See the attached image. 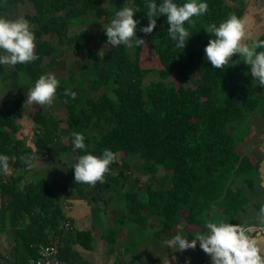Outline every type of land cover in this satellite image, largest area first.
Here are the masks:
<instances>
[{
	"label": "trees",
	"instance_id": "1",
	"mask_svg": "<svg viewBox=\"0 0 264 264\" xmlns=\"http://www.w3.org/2000/svg\"><path fill=\"white\" fill-rule=\"evenodd\" d=\"M132 2L140 9L134 15L139 21L136 36L151 49L154 67L142 63L145 46L128 49L107 43L103 25L114 18L118 6H106L101 0H0V16L15 5L31 8L22 17L32 26L38 57L28 64L0 66V86L8 83L13 89L10 103L0 97V155L9 157L11 168L9 174L0 173V235L10 242L6 262L0 264H36L40 247L47 244L56 246L65 264H91L74 245L89 250L92 235L74 226L54 186L41 175L23 180L35 161L55 153L58 138L66 154H71L64 161L66 177L74 178L72 167L81 155L99 156L105 148L117 154L104 183H77L95 188L96 197L126 177L120 154L128 163L135 156L141 175L162 173L161 185L147 183L144 196L138 187L124 192V212L106 230L113 244L121 224L130 232L134 226L143 233L155 222L161 233H168L183 213L187 221L200 222L208 219L213 205L228 215L244 207L240 192L229 197L225 192L230 180L251 165L236 146L245 134V117L259 104L264 109V99L259 84L237 68V54L221 70L213 68L204 53L213 38L204 29L213 23L218 26L229 14L239 17L238 13L227 0H202L208 11L193 17L194 23H185L191 36L182 49L168 35L166 16L155 18L151 34L142 33L140 28L148 23L147 0ZM155 2L159 5L161 0ZM174 2L182 5L187 0ZM94 20L103 22L97 31L100 51L91 46ZM67 51L78 60L77 67L65 58ZM57 65L66 70L65 76L57 77L55 97L65 115L56 117L50 109L35 106L30 112V146L16 136L29 105L26 95L40 75ZM65 89L75 92V98L65 96ZM73 131L83 133L86 149L73 150ZM29 156L34 157L30 164L24 159Z\"/></svg>",
	"mask_w": 264,
	"mask_h": 264
},
{
	"label": "clouds",
	"instance_id": "2",
	"mask_svg": "<svg viewBox=\"0 0 264 264\" xmlns=\"http://www.w3.org/2000/svg\"><path fill=\"white\" fill-rule=\"evenodd\" d=\"M146 7L148 23L146 27H141L140 31L145 35L151 34L156 27L155 18L166 16L168 35L176 42L175 46L182 49L191 36L185 23H194L193 17L203 16L208 11V4L202 0H187L182 5H178L174 0H161L159 5L155 0H147ZM139 11L132 0H127V5L121 7L106 26L103 25L108 44L114 47L124 45L128 49L146 46L145 40L136 36L139 21L134 19V15ZM204 30L213 37L204 48L205 57L213 68L223 70L229 67L231 58L238 54L250 67L254 80L264 87V50L258 51L264 49V40H251L243 18L232 13L218 26L213 23ZM249 40L251 42H246ZM36 59L38 57L35 52V35L30 22L24 17L9 19L0 16V65L28 64ZM59 84L54 74L40 75L28 89L27 103L41 107L51 106ZM64 95L74 99L76 94L70 89H65ZM71 136L74 151L86 149L83 133L73 131ZM116 158L117 154L108 148L99 156L90 153L79 156L72 167L75 182L91 186L104 183L105 175ZM24 159L25 163L30 164L34 157ZM10 172L9 157L0 155V173ZM257 219L264 225V205L259 209ZM205 227V233H198L191 240L177 233L165 240L164 245L173 252H184L188 249L194 250L199 242V248L211 258V264H264V251L251 234V227L222 220L206 221ZM172 259L175 260L176 257L173 256Z\"/></svg>",
	"mask_w": 264,
	"mask_h": 264
},
{
	"label": "crops",
	"instance_id": "3",
	"mask_svg": "<svg viewBox=\"0 0 264 264\" xmlns=\"http://www.w3.org/2000/svg\"><path fill=\"white\" fill-rule=\"evenodd\" d=\"M227 4L238 13L239 17L246 21L248 35L251 40H259L261 36L264 37V0H229ZM251 40L246 42H251ZM237 56L236 60H238L239 64L237 68L243 70L249 79L258 83L251 76L250 67L246 64H240L241 59L238 54ZM259 87V95L264 99V87L260 85ZM243 128L245 134L238 141L236 149L245 155L251 165L239 178L230 180L225 195L229 197L233 192H240L244 197V207L236 210L235 214L228 215L222 213V210L217 205H213L209 211L208 219L203 217L200 222L187 221L184 218L185 213H183L178 223L168 233H161L156 223L153 222L149 225L148 230L143 232V236H147L145 240L148 241V244L146 245L144 242L143 244H138V242L130 241L131 235L141 232L136 227L132 228L131 226L130 232L124 224L117 226L116 244L112 243L106 233V230H109L113 225L115 226L113 219L120 217L124 212L122 203L120 205L121 208L118 206L117 212L113 216L111 215L107 203L112 194L109 195L108 191L112 187L114 190H120L124 200L125 191L138 187L136 177L131 179L133 182L131 183L133 184L132 189H128L130 185L127 186L125 184L126 180L124 177L117 185L103 188L101 191L102 197H96L97 190L95 188L80 186L73 177H66L64 161L67 159L64 160L63 158V161H61V156H57L58 153L65 151L62 149V143L60 145L55 144L53 147V151L56 153V159L53 160L55 165L54 167H51V165L44 167L48 175L44 178L48 181L50 180L49 182L54 186L55 190L56 187L61 189L63 193L62 200L66 206L65 208L63 206V211L65 213L68 211L67 215L73 219L74 226L79 230H89L92 235L91 248L86 250V253H81L82 256L90 261L91 264H186V262L187 264H211V258L199 248V242H197V247L194 250L188 249L184 252H173L170 248L165 247L164 241L172 238L177 233L191 240L198 233L207 231L205 227L206 221L218 222L221 220L231 224L240 223L251 227L253 229L251 234L258 240L259 246L264 251V234L259 235L255 231L256 227L264 226L257 219L259 209L264 205V109L261 108L260 104L245 117ZM64 154L67 158L71 156L68 153L67 155L66 152ZM56 170H59L62 177L54 174ZM127 176L132 175L129 174ZM33 179L35 180L37 177ZM139 191H141L140 188ZM77 201L80 202V205L76 203ZM111 216L112 219H110ZM140 236L142 237V235ZM97 241L98 243H95ZM76 248H79V246H76ZM98 254L100 257H97ZM173 256L176 257L175 260L172 259ZM103 258L105 262L102 260Z\"/></svg>",
	"mask_w": 264,
	"mask_h": 264
},
{
	"label": "rangeland",
	"instance_id": "4",
	"mask_svg": "<svg viewBox=\"0 0 264 264\" xmlns=\"http://www.w3.org/2000/svg\"><path fill=\"white\" fill-rule=\"evenodd\" d=\"M101 1L106 6H109V7L118 6L119 8L125 6V4L127 3V0H101ZM228 2H229V0H228ZM30 10H31V8L29 6H27L25 8L23 5H15V6L10 7L2 16L7 17L9 19H15L17 17H22V14L24 12L30 11ZM98 24L101 26L103 24V22L100 21V23H98V20L97 21L94 20V24H92L96 29V33L93 37V40L91 41V46H92V48L100 51L102 49L103 45L97 39V31L99 28ZM81 26H86V24H82ZM65 58L69 60V64H73L74 68L77 67L78 60H76L69 51L66 52ZM141 59H142V63L144 65L153 66V67L157 65V62L155 61V59L153 60V58L151 56V49L148 46H145L144 49L142 50ZM240 64H245V63L241 60ZM0 66L1 67H7V65H0ZM1 71H2V69L0 68V72ZM49 73L54 74L56 77H62V76L66 75V70H65V68H62L60 65H57L53 71H49L46 74H49ZM3 86H4L3 87L4 89L0 86V97L4 98V100H6L8 103H10L9 94H10V90H13V89L9 87L8 83L7 84L5 83ZM35 106L41 107L39 105H30V104L27 106L23 117L19 120L21 127L18 130V132L16 133L17 137L24 138L26 141V144H28L30 146H32V143L30 141L31 136H32V120H31V113L30 112H31V110H33V108ZM42 108L45 110L50 109L56 117H64V115H65L63 109L59 107V104L57 103L56 98L54 99L53 104L51 106H44ZM60 126L61 127L64 126L63 121L60 122ZM56 144L57 145L61 144L60 138L57 139ZM64 153H58L57 154V156H61V161H63V158H64V160L68 159ZM63 155H64V157H62ZM120 155H118L119 164H120L121 168L127 170V174L125 177V180H126L125 184H127V186L130 185V187H128V189L133 188V186H132L133 184H131V183H133L131 180V179H133L132 177H138L137 184H138V187L140 188V190L142 191V193H141L142 196H144L143 192L145 190V185L147 183H150L151 185H154V186L155 185H161L160 177H162V173L158 172L156 175H153V176L152 175H141L137 171L138 163L136 161L135 156L133 158V159H135V161L128 163V161L125 159V157L122 156L123 154H120ZM55 159H56V153H53V154H51V156H48V158L45 160L35 161L30 166V170H28L27 172H25L23 174L24 175L23 180L28 181L29 179H32L34 177H37V179H38V176H40V175L43 177L48 176L47 171L44 167L45 166L47 167L48 165H51V167H54L55 162L53 160H55ZM52 161H53V163H52ZM69 161H70V159H69ZM47 162H49V163H47ZM62 168L63 167L61 165V169ZM54 174H57L56 176L62 177L59 170H56V172ZM129 174L132 176H127ZM37 179H35V180H37ZM108 192H109L108 193L109 195L110 194H112V195H111V197L107 203L108 204L107 206L109 207L111 215L113 216L117 212L118 206L120 207V205L122 203L124 204V200L122 198V194H120L121 193L120 190H114V188L112 187ZM55 193H56V197L60 201L62 207L64 206V208H65L66 206L62 200L63 199V193H62L61 189L56 187ZM76 203H79V205H80V202L77 201ZM79 205H77V206H79ZM99 206H101V205H99ZM108 207H106V208L108 209ZM69 209H70V207H69ZM67 212L68 211H66V214H67ZM112 216L110 219H112ZM91 224H94V223H91ZM133 227L134 226H132V228ZM136 229H138V228H136ZM130 234H132V233H130ZM143 234L144 233L139 232V234L135 233V234L131 235L130 238L129 237H127V238H129L130 241H134V243L138 242V244H140V243L143 244V242H144V244L146 245V244H148V241L145 240V238L147 236H143ZM140 235H142V237ZM95 243H98V241ZM74 246L76 247L78 245L75 244ZM78 250L81 253L87 252L86 249H82L81 247H79ZM9 251H10V242L8 240V237L5 234H2V235H0V260H2L4 262V258L7 259L5 256L9 254ZM97 257H100V255L98 254ZM97 257H96V259H98ZM99 260H101V259H99ZM102 260L104 261V258ZM5 262H6V260H5ZM99 262H101V261H99Z\"/></svg>",
	"mask_w": 264,
	"mask_h": 264
},
{
	"label": "built area",
	"instance_id": "5",
	"mask_svg": "<svg viewBox=\"0 0 264 264\" xmlns=\"http://www.w3.org/2000/svg\"><path fill=\"white\" fill-rule=\"evenodd\" d=\"M65 225L67 226L68 224L66 223ZM255 231L259 235L264 234V226L256 227ZM35 262L36 264H65V262L58 257V250L53 244L41 246Z\"/></svg>",
	"mask_w": 264,
	"mask_h": 264
}]
</instances>
